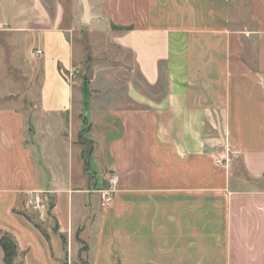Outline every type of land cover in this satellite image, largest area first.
<instances>
[{"label":"crops","instance_id":"1","mask_svg":"<svg viewBox=\"0 0 264 264\" xmlns=\"http://www.w3.org/2000/svg\"><path fill=\"white\" fill-rule=\"evenodd\" d=\"M89 2L88 24L83 13L66 24L63 0H0V33L41 64L24 108L29 90L12 87L0 49V231L18 258L264 264V0ZM93 22L116 50L87 56L91 78L69 80L84 61L72 33ZM67 126L74 151L47 154L43 127L66 137ZM77 128L93 142L92 173Z\"/></svg>","mask_w":264,"mask_h":264},{"label":"rangeland","instance_id":"2","mask_svg":"<svg viewBox=\"0 0 264 264\" xmlns=\"http://www.w3.org/2000/svg\"><path fill=\"white\" fill-rule=\"evenodd\" d=\"M63 3L67 8L68 13V15L66 16V24H70V22L72 20L74 21V19L78 21L83 13V5L81 0H63ZM104 26L105 25L99 26V24L97 26L96 22H93L92 26H84L82 24H79L76 28V31L72 33L75 45L79 48L83 47L84 50V61L81 63V66L78 67V80H81L82 74H85L87 76V79L91 78L92 68L89 66V59L87 58V56H95L96 53L99 52L103 53L104 59H112L111 57L116 50V46L111 45V38L106 37ZM12 36V34L4 35L3 33H0V49L3 48L6 55V59H4L6 63L5 72L6 74H9L8 78L14 82V84L12 85L13 88L19 85L20 87L22 86V88H24L25 90H29V94L25 97V100L23 102L24 108H29L30 104H32V98H35L38 88L41 84V64L39 63V58H34L33 60L27 59L26 55L24 54V48L21 40L18 39L14 42ZM1 68L2 66L0 65V69ZM6 69H8V71ZM41 131L43 133L42 138L46 142L47 154H51L55 150L56 153L61 154V156L64 158V156H68V153H72L74 151L72 150V145L68 146L66 143L64 144V142L68 143L69 140H72V130H70L68 126L65 129L66 137L63 135L55 137L56 129L43 127ZM81 132L82 130L79 131L78 128L76 129V132L74 131V135L77 140L76 143L79 146H81L79 144V136ZM31 136L32 134L29 133L27 138L28 142H26L29 145L34 142ZM53 137L55 138V141H53ZM33 154L34 160L37 161L39 159L38 150L33 148ZM78 158L79 157L77 155L74 159L76 165L78 163ZM52 199L53 197L49 196L46 203L50 205ZM31 215L32 217L36 218L35 214L32 213ZM81 249L83 250L82 245L80 246V250ZM83 261L84 258H81V260L79 262H76V264H83ZM16 263H21L20 258L16 259Z\"/></svg>","mask_w":264,"mask_h":264},{"label":"trees","instance_id":"3","mask_svg":"<svg viewBox=\"0 0 264 264\" xmlns=\"http://www.w3.org/2000/svg\"><path fill=\"white\" fill-rule=\"evenodd\" d=\"M115 28V27H114ZM129 29V28H128ZM87 131V129H84L80 136H79V144L82 146V152H81V157L83 159L84 162V169L87 173H92L91 171V161H90V157L93 153V149H94V145L93 142L89 139H87L85 137V132ZM54 205V201L52 199L51 203H50V208L53 207ZM28 219L33 221V218L30 215H26ZM35 226L37 228H39L40 230H42L41 225L38 223H35ZM56 232L58 231V229H55ZM42 232L44 233L45 237L47 239H49V235L46 231L42 230ZM64 243L66 244V238L64 236H62ZM79 242L82 244L83 246V250L81 249V254L87 249V245L80 239H78ZM0 248H2L3 250V260L5 264H17L16 263V259L19 257L20 253H19V248H18V244L16 242V240L14 239V237L7 233V232H2L0 231ZM81 255H80V260H81ZM85 261H83L84 264ZM20 264H24V263H20Z\"/></svg>","mask_w":264,"mask_h":264},{"label":"built area","instance_id":"4","mask_svg":"<svg viewBox=\"0 0 264 264\" xmlns=\"http://www.w3.org/2000/svg\"><path fill=\"white\" fill-rule=\"evenodd\" d=\"M38 53H42V50H38ZM78 69L73 68L70 70L69 73L66 74V77L69 80H73L78 76ZM117 181V176L116 175H111L110 176V186L109 188L105 191L104 195L102 196L103 204L108 205L113 201L114 198V193H115V185Z\"/></svg>","mask_w":264,"mask_h":264},{"label":"water","instance_id":"5","mask_svg":"<svg viewBox=\"0 0 264 264\" xmlns=\"http://www.w3.org/2000/svg\"><path fill=\"white\" fill-rule=\"evenodd\" d=\"M83 5V16H82V23L88 24L91 19L93 18L91 13V5L89 0H81Z\"/></svg>","mask_w":264,"mask_h":264}]
</instances>
